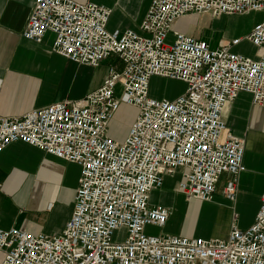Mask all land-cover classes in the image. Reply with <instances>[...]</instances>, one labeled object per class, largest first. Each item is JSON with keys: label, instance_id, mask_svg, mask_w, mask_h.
<instances>
[{"label": "built area", "instance_id": "1", "mask_svg": "<svg viewBox=\"0 0 264 264\" xmlns=\"http://www.w3.org/2000/svg\"><path fill=\"white\" fill-rule=\"evenodd\" d=\"M254 12L264 13V0H152L140 33L110 31L112 9L94 2L35 0L26 39L41 42L51 31L61 56L93 67L115 56L123 68L111 66L102 86L79 100L0 116V152L24 142L81 167L64 230L0 229L1 264H264V195L253 224H234L226 239L146 232L168 221L169 208L152 205L150 194L178 169L184 170L178 191L187 198L211 200L225 173L224 192L237 197L245 140L224 136L222 113L241 92L264 106V18L245 38L216 48L174 25L190 15ZM244 40L257 57L233 49ZM153 77L181 81L186 89L154 98ZM122 104L138 112L118 140L109 127Z\"/></svg>", "mask_w": 264, "mask_h": 264}, {"label": "crops", "instance_id": "2", "mask_svg": "<svg viewBox=\"0 0 264 264\" xmlns=\"http://www.w3.org/2000/svg\"><path fill=\"white\" fill-rule=\"evenodd\" d=\"M76 1L94 2L111 8L107 26L110 31L133 29L141 33L140 25L152 0ZM34 2L0 0L2 117H20L53 103L79 100L102 86L111 66L117 70L123 68V63L115 56L98 67L78 64L61 56L53 51L55 34L51 31L41 42L26 39L23 31ZM224 16L210 17L212 26L207 29L188 28L184 31L177 26L185 18L178 20L174 27L206 40L216 48L221 42L245 38L264 18V13H256L255 23L249 31L213 40L212 37L222 27L219 21ZM233 49L257 57V48L249 41L244 40ZM124 108L134 110L135 114L127 121L124 137L119 138L112 132V122L124 113ZM137 112L136 107L122 104L110 123L109 134L123 140ZM222 117L227 126L224 136L230 132L245 140V170L237 177L236 199L230 200L224 192L230 179L227 173L221 176L211 200L187 198L171 183L174 180L178 187L182 180L184 170L178 169L175 174L165 176L163 186L150 194V203L169 208L170 216L163 226H147V233L226 239L234 224L245 229L255 221L264 195V106L254 104L250 93L241 92L234 101L226 103ZM80 172L78 164L28 143L14 142L9 145L0 152V229L16 227L36 234L61 233L73 213ZM3 258L4 253L0 251V264Z\"/></svg>", "mask_w": 264, "mask_h": 264}, {"label": "rangeland", "instance_id": "3", "mask_svg": "<svg viewBox=\"0 0 264 264\" xmlns=\"http://www.w3.org/2000/svg\"><path fill=\"white\" fill-rule=\"evenodd\" d=\"M196 16V17H192ZM208 18H207V17ZM210 15H190L185 17L181 22L178 23L179 28L182 30H186V26H193L192 29H200L204 27V29L211 28L212 20H210ZM256 13L250 14H234V15H225L222 20H220V25L222 26L218 31L219 33H215L213 40H219L221 37H233L238 36L243 32L249 31L251 26L255 23ZM236 26V27H235ZM208 33H211V30H207ZM169 43L172 42V37L168 40ZM81 78L79 83L81 82ZM186 89V85L182 83H175L172 80H167L164 78L153 77L151 80V93L150 95L154 98H163V97H172L183 92ZM119 90V94H120ZM135 114L134 110H129L124 108V113L117 117L116 120L112 122V132L117 137H124L126 128L128 126L127 121ZM171 183H174V180H171ZM170 184V182H168ZM154 234V233H150Z\"/></svg>", "mask_w": 264, "mask_h": 264}, {"label": "bare ground", "instance_id": "4", "mask_svg": "<svg viewBox=\"0 0 264 264\" xmlns=\"http://www.w3.org/2000/svg\"><path fill=\"white\" fill-rule=\"evenodd\" d=\"M207 17V16H206ZM208 18V17H207ZM188 28H193V26H186V29H188ZM177 185H176V183H175V181H174V183H173V187H175L176 189H177V191H178V187H176Z\"/></svg>", "mask_w": 264, "mask_h": 264}]
</instances>
